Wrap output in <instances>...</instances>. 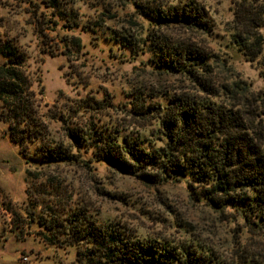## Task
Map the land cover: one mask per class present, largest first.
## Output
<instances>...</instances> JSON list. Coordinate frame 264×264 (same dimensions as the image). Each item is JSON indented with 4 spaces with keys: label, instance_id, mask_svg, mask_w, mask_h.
Segmentation results:
<instances>
[{
    "label": "trees",
    "instance_id": "1",
    "mask_svg": "<svg viewBox=\"0 0 264 264\" xmlns=\"http://www.w3.org/2000/svg\"><path fill=\"white\" fill-rule=\"evenodd\" d=\"M114 1L116 7L130 6L149 29L139 42L129 30L110 29L104 36L110 48L116 44L122 54L136 56L147 52L145 65L184 75L195 91L158 95L131 87L120 105L106 93L79 97L58 112L44 110L36 97L43 87L27 68L28 55L16 35L0 31V121L18 154L41 166L102 161L148 184L183 182L194 200L219 212L231 209L249 227L264 229V86L253 89L232 75L228 57L212 48L154 32L152 26L174 25L208 31L198 0ZM263 27L264 0H238L225 46L255 64L264 82ZM122 106L137 120L136 131L110 117L92 124L67 119L71 112L109 116L104 112ZM51 120L65 125L62 135ZM37 223L49 232L50 243L74 247L70 264H264L253 255L228 262L196 239L184 246L141 236L120 221L98 220L84 205L66 216H40Z\"/></svg>",
    "mask_w": 264,
    "mask_h": 264
},
{
    "label": "rangeland",
    "instance_id": "2",
    "mask_svg": "<svg viewBox=\"0 0 264 264\" xmlns=\"http://www.w3.org/2000/svg\"><path fill=\"white\" fill-rule=\"evenodd\" d=\"M198 1L206 11L208 31L174 25L152 26L154 32L212 48L228 57L232 75L248 81L253 89L263 88L257 66L225 46L226 29L238 0ZM114 3L0 0V31L16 35L28 55L27 68L39 76L43 87L36 95L42 109L58 112L79 97L101 98L106 93L114 105H120L129 100L125 91L131 87L158 95L195 91L184 75L161 73L145 65L147 52L136 56L128 51L122 54L116 44L110 48L104 39L110 29L129 30L138 42L149 29L148 22L134 15L130 6L120 8ZM94 25L96 31L92 32L89 26ZM261 32L264 36V27ZM104 113L109 116L71 112L67 119L92 124L110 117L126 131L137 130V120L123 106ZM50 127L62 135L65 125L51 120ZM81 205L98 220L120 221L141 236L184 246L196 239L228 262L253 255L264 263V229L249 227L231 209L219 212L194 200L183 182L148 184L116 172L102 161L48 166L28 163L0 121V264H70L75 258L74 247L50 243L45 237L49 232L37 220L40 216L69 215Z\"/></svg>",
    "mask_w": 264,
    "mask_h": 264
},
{
    "label": "built area",
    "instance_id": "3",
    "mask_svg": "<svg viewBox=\"0 0 264 264\" xmlns=\"http://www.w3.org/2000/svg\"><path fill=\"white\" fill-rule=\"evenodd\" d=\"M23 260H26V257H22Z\"/></svg>",
    "mask_w": 264,
    "mask_h": 264
}]
</instances>
